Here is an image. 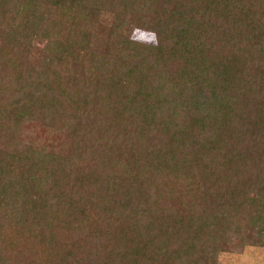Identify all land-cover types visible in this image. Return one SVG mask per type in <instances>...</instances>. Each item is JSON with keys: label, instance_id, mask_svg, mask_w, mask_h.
I'll list each match as a JSON object with an SVG mask.
<instances>
[{"label": "trees", "instance_id": "trees-1", "mask_svg": "<svg viewBox=\"0 0 264 264\" xmlns=\"http://www.w3.org/2000/svg\"><path fill=\"white\" fill-rule=\"evenodd\" d=\"M249 233L264 0H0V264H216Z\"/></svg>", "mask_w": 264, "mask_h": 264}, {"label": "rangeland", "instance_id": "rangeland-1", "mask_svg": "<svg viewBox=\"0 0 264 264\" xmlns=\"http://www.w3.org/2000/svg\"><path fill=\"white\" fill-rule=\"evenodd\" d=\"M129 34L136 40L145 43H156L155 34L147 28L139 26L132 29ZM30 37L31 48H34L37 52L46 48L49 43L48 37L38 35ZM34 130L35 129H32V127L28 129L23 128L22 132H25V136L22 137L21 140L28 145L38 143L41 137H39ZM5 146H7L13 154H18L19 150H23V145H17V142L14 143L12 138H10L9 141H5ZM24 150H27V147ZM250 233L256 236V230L253 229ZM250 233L247 235V240L243 244L241 243L240 247H230L229 250L221 251L216 264H264V241H255L251 238Z\"/></svg>", "mask_w": 264, "mask_h": 264}]
</instances>
